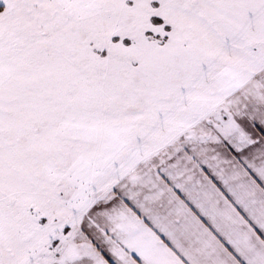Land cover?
Listing matches in <instances>:
<instances>
[{"label":"snow or ice","instance_id":"obj_1","mask_svg":"<svg viewBox=\"0 0 264 264\" xmlns=\"http://www.w3.org/2000/svg\"><path fill=\"white\" fill-rule=\"evenodd\" d=\"M0 264H264V0H0Z\"/></svg>","mask_w":264,"mask_h":264}]
</instances>
